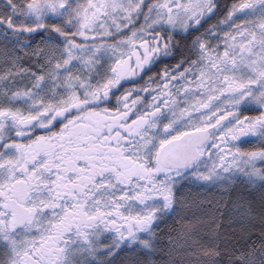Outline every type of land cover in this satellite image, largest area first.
<instances>
[{
    "label": "snow or ice",
    "instance_id": "1",
    "mask_svg": "<svg viewBox=\"0 0 264 264\" xmlns=\"http://www.w3.org/2000/svg\"><path fill=\"white\" fill-rule=\"evenodd\" d=\"M0 264H264V0H0Z\"/></svg>",
    "mask_w": 264,
    "mask_h": 264
},
{
    "label": "trees",
    "instance_id": "2",
    "mask_svg": "<svg viewBox=\"0 0 264 264\" xmlns=\"http://www.w3.org/2000/svg\"><path fill=\"white\" fill-rule=\"evenodd\" d=\"M169 59H171V58H169ZM165 62H167V61H165ZM188 195L190 198H195L198 195V192H197L195 186L193 187V191L191 193H189Z\"/></svg>",
    "mask_w": 264,
    "mask_h": 264
}]
</instances>
